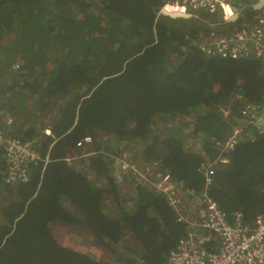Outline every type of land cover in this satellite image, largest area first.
<instances>
[{"label": "trees", "instance_id": "16d2710c", "mask_svg": "<svg viewBox=\"0 0 264 264\" xmlns=\"http://www.w3.org/2000/svg\"><path fill=\"white\" fill-rule=\"evenodd\" d=\"M162 5L0 0V69L11 77L0 84V129L35 141L41 156L29 164L28 181L8 182L0 144V194L10 196L0 208V264H166L185 236L167 196L131 175L119 183L114 159L127 152L133 162H156L199 195L201 165L216 160L227 133L244 123L235 93L264 104V68L200 52L190 43L208 19L180 25L159 15ZM260 12L246 5L241 19ZM253 132L218 160L209 187L221 208L247 221L264 216V131ZM132 141L137 146L126 150ZM56 223L87 231L108 258L60 243Z\"/></svg>", "mask_w": 264, "mask_h": 264}, {"label": "built area", "instance_id": "2783aa9c", "mask_svg": "<svg viewBox=\"0 0 264 264\" xmlns=\"http://www.w3.org/2000/svg\"><path fill=\"white\" fill-rule=\"evenodd\" d=\"M236 1L163 0L162 8L188 14L191 18L208 19L210 27L200 31L190 43L197 46L200 52L232 59L252 58L264 68V7L254 18L242 20V9L235 4ZM208 12L215 14L218 21H212ZM234 98L243 104L240 110L244 123L231 129L221 144L222 152L216 160H207L201 165L205 186L199 195L185 190L172 174L161 170L156 162L136 163L127 158L126 152L114 159L119 183L125 182L126 176L131 175L167 196L177 221L185 227V236L170 251L166 264H264V216H257L252 221H247L241 212L230 216L209 193V187L215 181L218 160H225L223 154L234 150L242 140L252 138L254 127L264 131V104H253L240 92L235 93ZM221 111L225 116L231 112L226 107H222ZM88 141H91L90 137L82 143ZM34 143L9 136L0 129V144L4 145L6 152L8 182L29 180V164H37L41 157L34 149Z\"/></svg>", "mask_w": 264, "mask_h": 264}, {"label": "rangeland", "instance_id": "374dc122", "mask_svg": "<svg viewBox=\"0 0 264 264\" xmlns=\"http://www.w3.org/2000/svg\"><path fill=\"white\" fill-rule=\"evenodd\" d=\"M259 0H237L235 2V4L242 9V11L244 12V7L246 5H253L256 4ZM177 24L180 25H186L188 27L191 26H197V25H202V22L200 20H196V19H175L174 20ZM6 59H8L7 61L10 60V57H6ZM12 67V66H10ZM7 69H0V84L1 86H6L7 82L11 79L10 75L8 76L7 74ZM13 75V74H12ZM3 84V85H2ZM237 100L234 98V101ZM233 101V102H234ZM50 102V100H49ZM52 102L50 103V105L48 107H50L49 111H51V108L53 110L54 106L52 105ZM56 104V101L55 103ZM17 109V107H14ZM56 109V106H55ZM8 110H9V106H8ZM9 113H12L11 115V121H14L16 118V112L14 110L10 111ZM9 120V122H11ZM18 124V123H17ZM19 125V124H18ZM136 142L132 141L129 142L128 145H125L126 150L129 151L130 148H134L135 146H137L135 144ZM128 147V148H127ZM125 153V152H124ZM127 153V152H126ZM134 153L136 155H138L139 151L138 148L136 147V150L134 151ZM79 162L82 163L84 162L82 158H79ZM138 161H140V159H138ZM123 196L125 195L126 197H128V193L123 192L122 194ZM10 196L8 195H1L0 194V208L2 206V204L9 199ZM129 206V203L127 204ZM53 233L55 234V237L57 238V240L62 243L63 245L69 246L71 248H74L76 250L82 251L84 253L89 254L90 256L96 258V259H103L104 257L108 258V253H106L105 251L102 252V250H100L99 248H97L94 244H93V240L92 238L88 237V232L85 231L84 229L80 228V227H75L72 225H66V224H61V223H56L54 225V227L52 228ZM104 254V255H103Z\"/></svg>", "mask_w": 264, "mask_h": 264}, {"label": "water", "instance_id": "95a60500", "mask_svg": "<svg viewBox=\"0 0 264 264\" xmlns=\"http://www.w3.org/2000/svg\"><path fill=\"white\" fill-rule=\"evenodd\" d=\"M263 7H264V0H259L256 4H254L255 9H261ZM159 15L170 16L172 18H191V16H189L188 14H185L182 12H170L166 10L165 8L160 9ZM234 105L239 107L240 109L243 108V104L239 100H235Z\"/></svg>", "mask_w": 264, "mask_h": 264}, {"label": "crops", "instance_id": "0c3cea01", "mask_svg": "<svg viewBox=\"0 0 264 264\" xmlns=\"http://www.w3.org/2000/svg\"><path fill=\"white\" fill-rule=\"evenodd\" d=\"M237 100H239V99H237ZM239 101H240V100H239ZM240 102H241V101H240ZM225 107L228 108V109L231 111L230 107H227V106H225ZM45 131H46V133H48V134H49V132L52 133L50 129H46ZM47 131H49V132H47ZM230 131H231V130H230ZM230 131L227 133L226 137L229 136ZM226 137L224 138V140L226 139ZM226 159H227V158H226Z\"/></svg>", "mask_w": 264, "mask_h": 264}, {"label": "clouds", "instance_id": "9594fccd", "mask_svg": "<svg viewBox=\"0 0 264 264\" xmlns=\"http://www.w3.org/2000/svg\"><path fill=\"white\" fill-rule=\"evenodd\" d=\"M49 134H51V133H49Z\"/></svg>", "mask_w": 264, "mask_h": 264}]
</instances>
